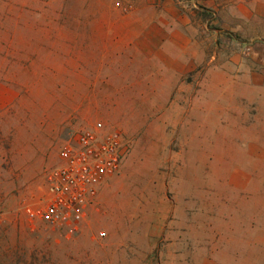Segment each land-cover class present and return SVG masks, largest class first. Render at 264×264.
Here are the masks:
<instances>
[{
  "label": "rangeland",
  "instance_id": "obj_1",
  "mask_svg": "<svg viewBox=\"0 0 264 264\" xmlns=\"http://www.w3.org/2000/svg\"><path fill=\"white\" fill-rule=\"evenodd\" d=\"M8 1L0 0V264H264V0H178L203 32L206 60L185 79L180 116L147 122L140 156L102 185L70 237L27 209L45 207L44 174L60 163L69 129L110 126L93 115L58 124L71 86L39 83V43L19 33V19L69 12V0ZM162 134L159 151L151 141ZM127 137L134 150L140 137Z\"/></svg>",
  "mask_w": 264,
  "mask_h": 264
},
{
  "label": "crops",
  "instance_id": "obj_2",
  "mask_svg": "<svg viewBox=\"0 0 264 264\" xmlns=\"http://www.w3.org/2000/svg\"><path fill=\"white\" fill-rule=\"evenodd\" d=\"M68 5L69 12L18 20L20 35L39 43L34 77L71 86L62 92L72 106L60 114L59 125L69 116L85 122L93 115L111 131L140 137L127 159L134 161L151 138L142 133L147 122L157 118L165 126L163 118L180 116L185 79L206 60L207 41L178 0H132L128 12L114 0H69ZM152 139L160 151L164 135Z\"/></svg>",
  "mask_w": 264,
  "mask_h": 264
},
{
  "label": "built area",
  "instance_id": "obj_3",
  "mask_svg": "<svg viewBox=\"0 0 264 264\" xmlns=\"http://www.w3.org/2000/svg\"><path fill=\"white\" fill-rule=\"evenodd\" d=\"M125 12L132 0H114ZM60 150V163L44 174L45 207L27 213L66 236H76L88 223L102 185L117 175L133 150V142L104 123L76 125ZM106 234L101 233L104 237Z\"/></svg>",
  "mask_w": 264,
  "mask_h": 264
}]
</instances>
